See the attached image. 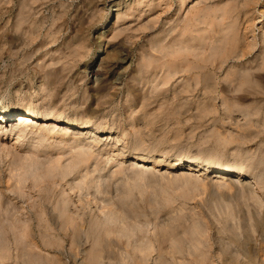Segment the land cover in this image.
I'll use <instances>...</instances> for the list:
<instances>
[{"label":"rangeland","instance_id":"1","mask_svg":"<svg viewBox=\"0 0 264 264\" xmlns=\"http://www.w3.org/2000/svg\"><path fill=\"white\" fill-rule=\"evenodd\" d=\"M0 107V264H264V0H0Z\"/></svg>","mask_w":264,"mask_h":264},{"label":"bare ground","instance_id":"2","mask_svg":"<svg viewBox=\"0 0 264 264\" xmlns=\"http://www.w3.org/2000/svg\"><path fill=\"white\" fill-rule=\"evenodd\" d=\"M15 112H18V116H19V118L18 119H15V121H17V123H18V125H21L20 127H27L29 124H27V123H34V124H40V122H42V121H39L40 119H42V118H40V116H34V114H32V113H30V112H28V111H24V110H20V111H12V110H10V109H8V108H6V107H0V125H2L3 126V128H5L6 127V125H4V123L3 122H5V121H11V119H12V116H13V113H15ZM16 114V113H15ZM17 116V117H18ZM39 117V118H38ZM57 119V118H56ZM14 120V119H13ZM24 123L26 124V125H24ZM68 124H71L72 126H76L75 125V123L74 122H68ZM52 125H56L57 126V124H52ZM72 126H71V128H72ZM73 127V128H74ZM1 128V127H0ZM7 128V127H6ZM38 128H39V126H38ZM71 128H69V129H71ZM96 128V127H95ZM21 129V128H20ZM23 129V128H22ZM68 129V128H67ZM90 129V128H89ZM94 130V129H93ZM21 133V132H20ZM89 134L90 135H94V132H92V130L89 132ZM20 135V134H19ZM18 135V136H19ZM130 163L131 164H138V165H145L146 163L143 161V160H139V159H132V160H130ZM173 163L172 162H170L169 164H168V166L169 167H173ZM197 166H196V164H194L193 162H189L188 163V165H187V169H190V170H192V169H195ZM211 170L213 171V172H217V171H219V172H217V174H219V175H223V176H225L226 175V173L225 172H227V171H230V169L231 168H229L228 166H226L225 164H212L211 166ZM235 173V175L233 176V179H234V181L235 180H239V179H241L242 177H243V172L242 171H236V172H234ZM233 173V174H234ZM1 212V211H0ZM1 213H3V212H1ZM0 213V214H1ZM42 215V214H41ZM1 216H3V215H1ZM5 221V220H4ZM47 242V241H46ZM158 256V255H157Z\"/></svg>","mask_w":264,"mask_h":264}]
</instances>
